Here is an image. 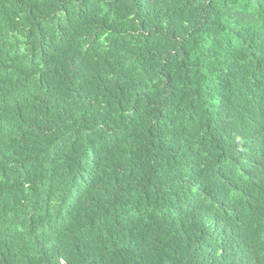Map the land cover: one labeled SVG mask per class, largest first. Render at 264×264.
Returning a JSON list of instances; mask_svg holds the SVG:
<instances>
[{"label": "trees", "instance_id": "1", "mask_svg": "<svg viewBox=\"0 0 264 264\" xmlns=\"http://www.w3.org/2000/svg\"><path fill=\"white\" fill-rule=\"evenodd\" d=\"M0 264H264V0H0Z\"/></svg>", "mask_w": 264, "mask_h": 264}]
</instances>
